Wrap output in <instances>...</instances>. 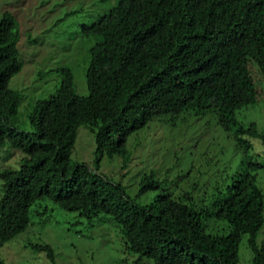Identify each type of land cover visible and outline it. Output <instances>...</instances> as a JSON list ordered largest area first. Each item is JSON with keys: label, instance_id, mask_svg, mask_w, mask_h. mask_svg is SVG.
Listing matches in <instances>:
<instances>
[{"label": "trees", "instance_id": "trees-1", "mask_svg": "<svg viewBox=\"0 0 264 264\" xmlns=\"http://www.w3.org/2000/svg\"><path fill=\"white\" fill-rule=\"evenodd\" d=\"M88 34L96 39L87 94L75 92L72 70L61 67L58 89L33 102L31 130H20L13 117L21 94L8 86L22 67L18 24L0 11V148L23 152L17 167L0 170V244L24 230L30 207L47 198L87 218L107 214L126 246L154 264H238L244 235L252 264H264V193L254 173L262 163L235 171L208 203L184 190L141 204L136 197L160 186L153 172L141 176L132 198L98 171L102 155L127 154L126 136L167 114L210 112L224 130L264 143L253 120L238 119L264 101V0H116ZM79 125L94 133L92 167L70 158ZM34 248L53 259L49 244Z\"/></svg>", "mask_w": 264, "mask_h": 264}, {"label": "rangeland", "instance_id": "rangeland-1", "mask_svg": "<svg viewBox=\"0 0 264 264\" xmlns=\"http://www.w3.org/2000/svg\"><path fill=\"white\" fill-rule=\"evenodd\" d=\"M115 2L0 0V11H8L18 24L22 67L9 78L8 86L21 94L13 117L20 130H31L27 113L33 102L58 89L61 67L72 70L75 92L87 94L85 69L89 48L96 39L88 34V26ZM238 119L253 120L264 133V101L241 110ZM238 138L248 141L250 149L238 144ZM261 140L249 134L237 135L233 129L224 130L210 112L201 116L167 114L128 134L124 141L127 154L102 155L98 171L120 183L132 198L138 192L141 176L153 172L160 186L136 197L141 204L161 191L176 196L184 190H191L208 203L218 190L224 191L235 171L249 167L248 162L264 165ZM95 147L94 133L88 126L79 125L70 158L92 167ZM22 155V150L5 143L0 148V170L17 167ZM254 173L264 193V167ZM246 237L239 243L238 264H252ZM35 243L49 244L53 259L44 250L35 249ZM0 257L5 264H154L151 258L126 246L119 224L107 214L87 218L61 209L47 198L38 199L30 207L24 230L0 244Z\"/></svg>", "mask_w": 264, "mask_h": 264}]
</instances>
